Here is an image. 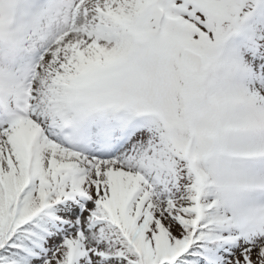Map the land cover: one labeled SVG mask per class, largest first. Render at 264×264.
<instances>
[{
  "label": "snow or ice",
  "instance_id": "snow-or-ice-1",
  "mask_svg": "<svg viewBox=\"0 0 264 264\" xmlns=\"http://www.w3.org/2000/svg\"><path fill=\"white\" fill-rule=\"evenodd\" d=\"M0 264H264V0H0Z\"/></svg>",
  "mask_w": 264,
  "mask_h": 264
}]
</instances>
